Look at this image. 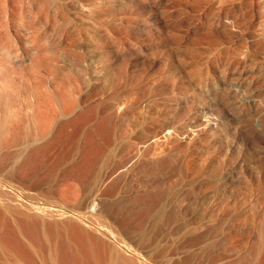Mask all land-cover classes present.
<instances>
[{"label": "rangeland", "instance_id": "1", "mask_svg": "<svg viewBox=\"0 0 264 264\" xmlns=\"http://www.w3.org/2000/svg\"><path fill=\"white\" fill-rule=\"evenodd\" d=\"M86 2L112 11L100 0H79V56L49 44L57 54L13 75L17 58L6 61L0 48V82L10 84L0 98V123L6 117L8 130L0 145V176L16 188L19 202L49 206L50 215L43 208L35 212L48 231L87 235L106 249L122 244L137 263L238 264L250 257L264 236L261 148L232 129L211 138L191 118L213 112L216 122L209 88L220 70L252 74L255 61L232 53L244 43L230 42L226 20L264 0H117L129 4L123 25L96 19V12L80 7ZM17 5L12 21L0 17V30L28 39ZM136 14L142 17L139 29L130 24ZM259 14L264 26V7ZM117 25L120 31L111 34L104 29ZM28 46L13 44L26 65L33 60ZM155 50L156 65L150 60ZM223 59L230 66L224 68ZM54 67L66 74L52 76ZM99 71L109 76L98 80ZM68 72L79 74V104L63 113L57 95L66 100L71 92ZM256 96L264 103L263 91ZM123 97L129 106L117 113ZM167 125L174 133L159 155L146 145L139 163L110 176L127 161L130 142L141 147L148 135L165 134ZM97 195L99 209L89 211Z\"/></svg>", "mask_w": 264, "mask_h": 264}, {"label": "bare ground", "instance_id": "2", "mask_svg": "<svg viewBox=\"0 0 264 264\" xmlns=\"http://www.w3.org/2000/svg\"><path fill=\"white\" fill-rule=\"evenodd\" d=\"M100 1L106 8L112 7V11L106 9L94 10L95 8L90 2L82 3L80 7L89 14L90 12H96V19L114 20L123 25L121 19L129 11L127 8L129 4L120 5L117 0ZM13 3L18 4L20 7L17 10L19 18L25 22L22 32L28 36V39H18L17 36L10 33L9 29L6 32L0 30V48L5 51V60H9L11 56L17 58V61L11 66V70L9 69V74L12 71L11 74L14 75L18 71L17 69L20 70L17 74H20V72L22 74L26 66L30 67L33 64L36 66L46 62L50 54L53 52L57 54V51L52 52L49 50L48 46L50 45L62 50H70L79 56V0H0L1 18L13 20L16 10L13 8ZM261 7H264V4L260 3V6L258 3L252 4L245 13L226 20V24L231 30L230 42L239 40L244 43L243 47L232 49V53L240 54L246 58L251 57L255 61L251 71L252 74L240 75L239 73L235 75L233 72L220 70L218 82H214L209 88L210 99L215 104L214 108L217 112L216 122L211 121L214 116L213 112L211 118H207V115L201 118L193 116L191 121L194 126L206 127L210 137L215 139L221 138L220 134L226 133V129H232L239 133L248 145H255L258 142V146L261 148L258 149L259 154L264 157V103H259L256 96V93L264 92V26L260 22L259 10ZM141 20L142 17L139 14L134 15L130 23L132 28L139 29ZM38 26L48 29V33L41 31ZM104 29L110 34L111 31H120L118 25L112 30ZM126 32L123 31V33ZM260 34L262 36L260 42L255 46L250 45L251 41ZM98 35L101 36V34ZM22 43L29 44L27 51L29 58L31 57L30 52L34 56H32L33 60H29L28 65H26L24 59L19 58L20 51L13 48V44L20 45ZM35 54L37 55L36 58ZM142 54L146 57L144 53ZM151 59L152 63L156 65V60L158 61L156 50L151 54ZM223 60L224 68L227 65L230 66L232 61ZM64 68L66 69V67ZM192 69L197 70L196 68ZM49 73L55 77L66 74L59 67L51 68ZM67 74L72 80L70 84L71 92L66 100H64L65 96L62 94L63 98L59 94L57 95L63 101L61 110L63 113L73 110L79 104V74L75 75L71 72ZM108 76L109 72L99 71L97 78L100 80ZM106 81H110V78H106ZM113 84L116 85V83ZM9 90L10 84L4 81L3 83L0 82V98L1 93H7ZM34 97L33 99H35ZM128 106L129 101H126L125 97L115 104L117 113H121ZM53 119L55 120L53 117L48 121L51 122ZM6 121L7 118L4 117L0 123V145H2L3 135L8 133L7 126L4 123ZM164 132L165 134L162 135H148L149 137L142 141L143 145L141 147L134 141L130 142L125 152L127 161L114 169L110 176L126 173L133 165L139 163L146 145L153 147L152 155H159L162 151V143L173 136L174 129L167 125ZM1 174L4 175L2 172ZM2 176H0V264H147L146 262L141 263V260L140 263H137L136 257L138 256L135 252L132 251V256L129 253L126 254L122 244L118 248L112 247L111 249V247H108L106 249L87 235L82 237L77 235L64 236L60 234L61 231H53V228H51V231L54 233L48 231L49 227H46L47 225L45 226L40 221L36 213L41 212V208H43V211L46 209L48 212L49 206L46 208L45 205L40 207V204L32 206L28 204V201V203L26 201L19 202L16 188L7 184L6 178H2ZM99 203L100 196L97 195L92 198L88 204L89 211H97ZM45 214L50 215L49 212ZM79 243L82 245L80 248ZM249 256L239 259L238 264H264V236H261L258 245Z\"/></svg>", "mask_w": 264, "mask_h": 264}]
</instances>
